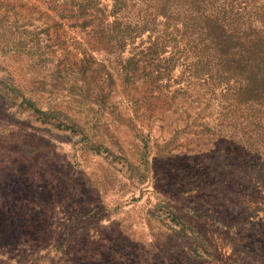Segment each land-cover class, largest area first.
Here are the masks:
<instances>
[{
	"label": "rangeland",
	"instance_id": "obj_1",
	"mask_svg": "<svg viewBox=\"0 0 264 264\" xmlns=\"http://www.w3.org/2000/svg\"><path fill=\"white\" fill-rule=\"evenodd\" d=\"M75 22L0 0V264H264V139L225 85Z\"/></svg>",
	"mask_w": 264,
	"mask_h": 264
},
{
	"label": "trees",
	"instance_id": "obj_2",
	"mask_svg": "<svg viewBox=\"0 0 264 264\" xmlns=\"http://www.w3.org/2000/svg\"><path fill=\"white\" fill-rule=\"evenodd\" d=\"M50 1L117 47L146 32L137 54L157 68L181 62L198 85H225L221 98L264 139V0Z\"/></svg>",
	"mask_w": 264,
	"mask_h": 264
}]
</instances>
